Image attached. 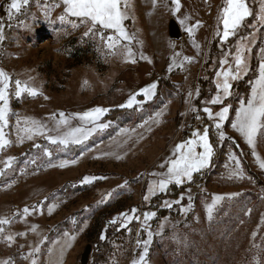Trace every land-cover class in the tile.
<instances>
[{
    "label": "rangeland",
    "instance_id": "obj_1",
    "mask_svg": "<svg viewBox=\"0 0 264 264\" xmlns=\"http://www.w3.org/2000/svg\"><path fill=\"white\" fill-rule=\"evenodd\" d=\"M164 2L165 0H159L157 6L153 7L151 0H130L131 10L137 6L139 26L143 29L152 26L155 34L152 37H136L133 42L134 50L142 51L145 48L154 53L153 65L156 71L151 72L145 80L148 83L146 86L151 83L158 85L157 95L140 110L136 107L122 108L120 105L126 104L128 97L137 92L138 85L142 86V82H135L136 72L146 62L138 57L135 64L125 62L118 56L106 57L105 51L99 50L100 41L84 35L87 29L78 18H68L79 25L76 28L68 20L59 19L65 12L62 0H30L26 10H22L24 14L11 21L8 19L11 0H0V23L5 29V39L0 42V69L11 77L10 93L14 91L16 79L28 80L29 77L35 78L34 85L43 93L37 97L25 95L19 99L10 95L12 112L22 120L24 117H31L47 122L53 113L58 118L61 111L70 115L103 107L109 111L100 122L110 124L107 129L93 134L83 145H73L63 152L54 153V163L76 159V164L59 168L48 167L41 161L39 163L42 166L37 167L29 164L37 151L33 144L47 146L48 142L43 137L23 144L16 142L14 125L17 116L10 115L12 135L9 138L13 143L0 156L16 157V171L9 170L6 175L0 176V218L13 220L10 225L3 226L5 234L24 232L26 235L16 236L12 244H7L0 238V261L13 260L14 264H31L32 259H36L38 264H81V256L90 244L93 250L89 264H93L95 256L102 257L98 264H132L142 254L143 248L137 245V240L147 239L143 211L145 213V210H151L153 207L149 205L154 197L164 194L157 193L148 201L143 200L151 182L158 179L152 174L166 170L161 169L160 165L171 156L176 144L189 139L192 131L202 130L210 125L206 119L207 124L198 127L196 113L191 112L189 103H186L187 94L193 93L191 106L198 109L195 105L198 98L195 90L201 89L202 78L210 81L211 73L219 69V60L223 58L220 55L216 59L219 54L215 50L221 54L231 49L234 54V46L240 39H236L234 44L228 41L222 45L219 37L214 35L217 15L224 0H182L183 15L192 18L189 23H194L197 19L201 22L194 37L180 23L183 15H172L164 7ZM167 2L170 6V0ZM247 3L254 13L258 12L259 0H247ZM172 19L177 21L183 32L180 41L169 37L168 26ZM254 19L248 17L245 22H249L247 25L257 24ZM247 25L240 28V32L242 30L245 33L244 36L255 31ZM257 27L259 29L258 24ZM263 30L264 27L260 32ZM110 34V30L105 33ZM231 38L234 36L229 40ZM194 40L200 45L199 50L194 46ZM141 41L142 48L139 43ZM257 41L256 34L252 48ZM260 41L261 39L255 48L260 47ZM169 42L175 44V49L169 47ZM174 52L181 54L178 60L189 56L193 58L192 62H184L183 69L174 67L169 71ZM229 59L231 60V56ZM153 80L157 82H150ZM241 95L233 93L226 101L233 106L229 122L225 125V131L232 139L217 142L214 163L204 171L205 182L201 186L190 188L191 211L187 214L180 211L181 206H187L188 203L186 190L182 193L185 199L181 205H173L171 209L173 216H178L176 220H159L153 217L149 221L154 237L146 258L148 264H264V226L260 223L261 217H264V187L261 181H256L248 174L246 163L259 174L262 181L263 172L254 165L251 150L229 124L236 109L235 103L240 98H245ZM43 96L49 99L45 100ZM137 99L141 100L139 97ZM161 109L164 112L160 122L146 125L151 131L143 144L141 136L136 134L137 130H132ZM213 110L216 111L214 107ZM140 117L141 121L136 123ZM122 129H128L129 133L122 134ZM213 130L217 141L216 129ZM209 138L211 142L210 132ZM125 139L127 143H124ZM257 147L263 152L264 143L258 142ZM230 150L235 151L241 160L243 178H228L229 169L234 168L233 162L228 159ZM117 155L121 158L117 159ZM25 165L28 167L22 175L19 169ZM226 165L229 167L226 168ZM85 175L106 179L83 185L80 181ZM144 184L146 190H143ZM171 186L175 185L169 187ZM108 193L111 196L100 203ZM233 193L239 195L232 196ZM215 195H222L224 200L214 211V218L209 221L206 204L211 203ZM180 196L165 200L174 201ZM163 201L155 197L153 202L164 208ZM53 204L57 207L49 215L48 208ZM33 205H42V212L37 211L26 218L18 215L25 206ZM245 208H251V213L243 211ZM132 209H136L135 215L140 217V220L132 221L138 223L136 232L133 233V229L129 228L130 231L126 230L124 235L114 240L113 249L108 252L100 249L96 253L94 240L100 223L105 224L121 213L132 214ZM155 221L159 223L156 229L153 227ZM162 223L164 229L161 233ZM117 224L121 229L124 228L119 221ZM33 226L36 227L35 232L32 231ZM177 226L192 235L193 246L178 250L165 239ZM66 232L75 235L76 239L61 255L60 248L67 239L64 237ZM56 241H61V244H56ZM20 245H23L22 249ZM36 246L41 248L40 253L28 260L21 258ZM53 247L54 253L49 257L48 249Z\"/></svg>",
    "mask_w": 264,
    "mask_h": 264
},
{
    "label": "snow or ice",
    "instance_id": "obj_2",
    "mask_svg": "<svg viewBox=\"0 0 264 264\" xmlns=\"http://www.w3.org/2000/svg\"><path fill=\"white\" fill-rule=\"evenodd\" d=\"M65 6L64 15L60 16L61 21L68 20L73 28L79 27L78 24L69 20V17L78 18L81 24L85 25V36L96 38L100 41L101 47L99 50L105 51L106 57L118 56L125 62L135 64L137 57L142 60H146L148 63H152L151 59L144 55L142 51L134 50L133 42L136 40L135 33H129L126 29L124 22L129 19V13L131 10L130 0H62ZM153 7H156L159 0H151ZM30 4V0H11L8 11V19L11 21L18 15H23L22 10H26ZM59 7V5H56ZM164 7L174 15H183L182 13V0H170V6L165 0ZM248 17H254L257 20V24L260 27H264V0H259L258 12L254 13L253 9L247 3V0H224L223 5L220 7L217 15V27L214 35L219 37L221 44H226L230 37L236 36L241 27L246 26L245 20ZM191 16L183 15V19L180 23L185 26L186 32L194 37L196 30L201 27V22L197 19L194 23H189ZM23 24L24 21H21ZM257 24L247 25L257 29ZM25 27L27 25L25 24ZM111 30L112 34L105 35L107 31ZM4 25L0 23V42L4 41ZM256 39L255 31L249 36H241L235 44L234 54L231 49L222 53L223 58L219 60V69L215 71L214 88L215 93L209 99L204 101L202 112L205 114L206 119L210 122L209 126L192 131L191 137L181 143L175 145L172 150L171 156L160 165L161 171L153 173V176L158 179L153 180L148 188V194L143 197L145 201H148L150 197L157 195V193H167L170 185L183 186L185 183H191L194 181V175L200 174L211 166L213 157L215 156V148L210 142L209 129L214 127L216 129L217 142L222 143L226 140H231L232 137L227 135L225 131V125L229 122L230 112L233 110V106L230 102H227L231 96H233V82L239 81L243 76H246L250 70V54L252 53V42ZM142 48V41L139 42ZM194 46L199 50L200 45L195 43ZM169 47L175 49V44L169 42ZM260 59L258 65L257 78L251 82L250 94L247 98L240 99L239 106L234 110V119L231 120V129L236 133H239L243 138L244 143L252 150V155L255 157L259 168L264 169V159H262L257 153V145L264 143V47L259 49ZM179 52H174L172 57V63L169 65V71L174 67L183 69L185 67L184 62L191 63L192 57L184 56L183 60H178L180 57ZM231 56V60L229 59ZM34 77H29L28 80L16 79L14 84V91L10 93L11 77L10 75L0 69V153H3L6 148L10 147L13 143L9 137L12 135L10 130V115H16L14 131L16 142L23 144L25 141H35L38 137H43L48 145H41L40 143H34L33 147L37 150L29 164L32 166H42L39 162L43 161L48 167L65 168L70 164L74 165L78 161L73 160H61L58 164L53 162L54 153L63 152L73 145H83L93 134L107 129L110 124L100 122L102 118L109 111L107 108L95 107L88 111L76 112L70 115H66L61 111L57 115H53L47 122L37 120L31 117H24L23 120L15 113L12 112L10 107V95H14L19 99L25 95L30 97H37L43 95L39 88L34 85ZM87 83V81H85ZM157 83H151L146 87H143L134 94H131L126 104H121L120 107L133 109L134 107L142 110L146 100H151L156 96ZM189 110L197 113L196 120H202L199 114V110L196 107L191 106V100L193 97L192 92H188ZM142 96L144 100H138L137 97ZM195 96H200V90H195ZM45 100L49 99L47 96H43ZM212 106H220L218 111H214ZM167 107V105H165ZM164 110L157 111L154 116L149 115L147 119L140 125L144 128L146 125L156 124L160 122V118L163 115ZM73 121H76L74 124ZM132 131H135L134 129ZM122 134L129 133L128 129H122ZM131 138L130 136L128 137ZM127 143V139L124 140ZM238 147V145H236ZM105 155H111V153H105ZM117 159L121 157L116 156ZM228 159L233 162L234 168H230L228 172V178H243L244 169L241 167V160L237 156L235 151H229ZM16 157L14 156H0V176L7 174L9 170L16 171L15 168ZM28 165L19 169L23 175L26 172ZM229 166L226 165V168ZM98 179H106V177H97L94 175H85L80 183L83 185H91ZM127 184V181H125ZM188 192L187 206H181L180 211L187 214L192 209V197L191 189ZM239 195L233 193L232 196ZM108 196L102 198L100 203L106 201ZM185 199L184 194H181L180 198L174 201L164 200L163 207L171 209L173 205H181V202ZM224 200L222 195H215L211 199V203L206 204L207 219L211 221L214 218V211L217 206ZM57 205L53 204L48 208V213L51 215L53 208ZM43 206H25L18 215L22 218H26L33 213L42 212ZM136 209H132L131 213H121L120 216L113 218L109 221L112 225H117L119 221L120 226L127 229V225L134 219L140 220L139 216L135 215ZM243 211L251 213V208H245ZM156 212H146L143 214L144 231L147 232V239L141 241L137 240V245L142 246V254L138 259H134L132 264H148L146 259L149 255V246L151 245L154 237L153 231L150 230L149 221L156 217ZM13 222L9 218H0V238L5 243L12 244L15 241L16 236H25L26 233H8L5 234L4 225H10ZM26 222V221H25ZM261 225L264 226V217H261ZM164 224L160 225V232L162 233ZM32 231H36V227L33 226ZM130 231V229H129ZM160 234V233H156ZM255 236V233H253ZM64 237L67 239L63 241L60 248V254L66 248L70 247L72 242L76 239L75 235L64 233ZM101 239H105L101 236ZM56 244H61V241H56ZM21 249L23 245L19 246ZM54 247L48 249V255L51 257L54 253ZM41 248L39 246L33 247L32 250L23 255L21 258L28 260L36 253H40ZM0 264H14L13 260L0 261ZM31 264H38L36 259H32ZM115 264V262H114Z\"/></svg>",
    "mask_w": 264,
    "mask_h": 264
},
{
    "label": "trees",
    "instance_id": "obj_3",
    "mask_svg": "<svg viewBox=\"0 0 264 264\" xmlns=\"http://www.w3.org/2000/svg\"><path fill=\"white\" fill-rule=\"evenodd\" d=\"M247 23H249V22L246 21L245 25H247ZM244 34L245 33H243L242 30H241V32L239 30L237 35L234 36V38H231L229 40V43L234 44L235 40L239 39L241 36H244ZM217 41H218V39L215 41L213 47H215V44L217 43ZM258 48L259 47H256L254 52H253L250 73L243 80L238 81L233 86V90L232 91H233V93L236 96L237 95H241V94L244 95V94L247 93L248 84H249L250 81H252V79H254V77L256 75L257 62L255 60V55H256V52H257ZM215 53L219 54V55H216L217 56L216 59H219L220 55H222V53L220 54L218 52V50H215ZM207 74L208 73H206V75ZM214 79H215V74L211 73L210 81H207L206 78H202L200 80V82H201L200 96L195 100V105L198 106L199 114L202 117H205V118L202 119V120H199V122H197L198 125H199L198 127H200L202 124L203 125L207 124L206 116L202 112V108L204 106V101L209 99L215 93ZM150 106L152 107L153 105H150ZM213 107L216 109V111L219 110V106H213ZM147 108H150V107L148 106ZM196 115H197V113H196ZM137 117H139V116H137ZM140 119H142V117L137 118L136 123H138ZM213 129H214L213 127H210L209 132H210V137H211V143L213 144V146L215 148V156L213 157V160H212V162L214 163V160H215L216 155H217L216 152H217V145L218 144H217V141L214 138V133H213L214 130ZM246 164L248 165V168H247L248 169V174L252 178L256 179V181H261L262 185L264 187V181L260 180L259 174L257 172H255V170L252 169V167L248 163H246ZM205 176H206V174L204 173V171L202 173H200V174H195L193 182L186 183L182 187L171 186V187H169L170 190L167 193L160 194L159 196H155V197H158L159 200L160 199L161 200H165V199H168V198H171V199L177 198L179 195H181L184 191L188 190L189 188L201 186L205 182V178H204ZM143 186H144L143 190H146V185L144 184ZM146 193L147 192L145 191V195H147ZM155 197H154V199L152 198L153 199L152 203L149 205V206L153 207L152 209L154 211L152 209L151 210L147 209V210H145V213L146 212H156L157 215H156L155 218H157L159 220H162V219H165V218H170V219L176 220L178 218V216H173L174 214H173V210H171L172 208L171 209H166V208H162L160 205L159 206L155 205V203H154L155 202ZM143 214H144V211H143ZM155 222L158 223V221H155ZM103 226H104V228H103ZM129 228H132L133 229L132 232L135 233L136 230L138 229V223L137 222H132L129 225V227H127V229L126 228L121 229L118 224L117 225H112V224L109 223V221H107L105 224L100 223V225L98 227V231H97V233L95 235V240H94V244L96 245V253L100 249H103L106 252H108L111 249L112 243L114 242V240H116L120 236L124 235L126 233V230H128ZM102 232H103V236L105 237V239H101ZM101 261H102V257L101 256H95V260H94L93 264H98Z\"/></svg>",
    "mask_w": 264,
    "mask_h": 264
},
{
    "label": "crops",
    "instance_id": "obj_4",
    "mask_svg": "<svg viewBox=\"0 0 264 264\" xmlns=\"http://www.w3.org/2000/svg\"><path fill=\"white\" fill-rule=\"evenodd\" d=\"M138 13H137V6H135V8H132V10H130V13H129V19H127L125 22H124V25H125V27H126V29L129 31V33H135L136 34V37H139V36H143V37H147V36H149V37H152L153 35H155V34H153V27L152 26H147V29H143L142 27H140L139 26V20H138ZM254 21H255V19H254ZM130 23V24H129ZM181 28V27H180ZM258 28V27H257ZM260 29H262V27H260L259 26V29H256L255 30V33L258 35V41H257V43H259V39H261V41H260V47L258 48V50H257V52H256V55H255V60H256V62H257V69H256V75H255V77H254V79H252V81H254L256 78H257V75H258V65H259V59H260V52H259V49L261 48V47H264V30L263 31H261L260 32ZM111 31V30H110ZM182 31V30H181ZM254 32V31H253ZM252 32V33H253ZM183 33V32H182ZM251 33V34H252ZM256 43V44H257ZM256 44L254 45V47L252 48V53L250 54L251 56H250V70H249V72H248V74L250 73V71H251V61H252V56H253V52H254V50H255V46H256ZM142 52L144 53V55L145 56H147V57H149L150 59H151V61H152V63H148L146 60H143V62H146V65H144L143 64V68H140L139 70H138V72H136L137 73V79H136V84H138L139 82L142 84V86H139L138 85V90H137V92L141 89V87H146V85L148 84L147 83V80H145L146 78H147V76L152 72H154V71H156L155 70V67H154V65H153V61H154V53H152V52H149V51H147L145 48H143V50H142ZM247 74V75H248ZM246 75V76H247ZM246 76H243L242 77V79L241 80H243ZM240 80V81H241ZM252 81H250L249 82V84H248V91H247V93L246 94H244V95H241V96H245V98H247V96L250 94V88H251V82ZM150 82H157V81H150ZM159 82V81H158ZM237 82H235L234 84H233V86L236 84ZM135 84V85H136ZM157 90H156V95H157ZM139 98H141V100H144V97H142V96H138ZM154 98V97H153ZM152 98V99H153ZM151 99V100H152ZM240 99H244V98H240ZM240 99H239V101H240ZM151 100H146L145 101V103H149V102H151ZM239 101H237L236 103H235V107L237 108L238 106H239ZM144 103V104H145ZM233 119H234V115H233V117H232ZM232 119V120H233ZM134 130H137V132H136V134L138 135H140L141 136V138H142V142H143V144L146 142V140L148 139V136H149V133H150V131H151V129H148L146 126L144 127V128H141L140 126L138 127V128H136V129H134ZM233 132L235 133V134H237V135H239V133H236L234 130H233ZM240 136V135H239ZM242 140H243V138H242ZM250 149V148H249ZM251 150V149H250ZM257 153H258V155L262 158V159H264V148H263V152L260 150V147L258 148L257 147ZM251 155H252V150H251ZM252 160H253V162L255 163L254 165H256L257 166V169L259 170V171H262L263 172V178H264V169H261V168H259V165L257 164V162H256V160H255V157L252 155ZM112 249H113V247H111Z\"/></svg>",
    "mask_w": 264,
    "mask_h": 264
},
{
    "label": "clouds",
    "instance_id": "obj_5",
    "mask_svg": "<svg viewBox=\"0 0 264 264\" xmlns=\"http://www.w3.org/2000/svg\"><path fill=\"white\" fill-rule=\"evenodd\" d=\"M165 239L178 250L187 249L194 244L192 235L178 226L174 227Z\"/></svg>",
    "mask_w": 264,
    "mask_h": 264
},
{
    "label": "water",
    "instance_id": "obj_6",
    "mask_svg": "<svg viewBox=\"0 0 264 264\" xmlns=\"http://www.w3.org/2000/svg\"><path fill=\"white\" fill-rule=\"evenodd\" d=\"M1 15V11H0ZM169 37L174 41H180L183 38V33L176 20L172 19L168 26ZM93 246L90 244L85 248L84 253L81 256V264H89L92 254Z\"/></svg>",
    "mask_w": 264,
    "mask_h": 264
},
{
    "label": "built area",
    "instance_id": "obj_7",
    "mask_svg": "<svg viewBox=\"0 0 264 264\" xmlns=\"http://www.w3.org/2000/svg\"><path fill=\"white\" fill-rule=\"evenodd\" d=\"M153 227L156 229L158 227V223L157 222H154L153 223Z\"/></svg>",
    "mask_w": 264,
    "mask_h": 264
}]
</instances>
